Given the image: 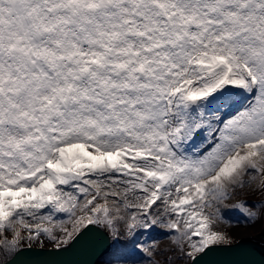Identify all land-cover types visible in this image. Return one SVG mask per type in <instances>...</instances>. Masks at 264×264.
Returning <instances> with one entry per match:
<instances>
[{
  "label": "snow or ice",
  "instance_id": "1",
  "mask_svg": "<svg viewBox=\"0 0 264 264\" xmlns=\"http://www.w3.org/2000/svg\"><path fill=\"white\" fill-rule=\"evenodd\" d=\"M238 194H264V0H0V264H198L222 210L264 219Z\"/></svg>",
  "mask_w": 264,
  "mask_h": 264
},
{
  "label": "water",
  "instance_id": "2",
  "mask_svg": "<svg viewBox=\"0 0 264 264\" xmlns=\"http://www.w3.org/2000/svg\"><path fill=\"white\" fill-rule=\"evenodd\" d=\"M233 240L231 246L208 253L198 264H264L263 242L247 236ZM111 248L110 241L86 250L74 245L67 251L33 245L21 251L13 264H98L111 253Z\"/></svg>",
  "mask_w": 264,
  "mask_h": 264
},
{
  "label": "rangeland",
  "instance_id": "3",
  "mask_svg": "<svg viewBox=\"0 0 264 264\" xmlns=\"http://www.w3.org/2000/svg\"><path fill=\"white\" fill-rule=\"evenodd\" d=\"M240 199H246V202L249 206H252L255 202L264 200V194H247V195H236L230 200L228 203L232 204ZM225 219L229 220L231 222V226L227 228H223L222 230L227 231L233 239L236 237V234L232 232V230L236 227H241L242 224L235 221L233 213H231L230 210L224 209L222 210ZM243 218V217H242ZM237 220V219H236ZM244 225V224H243ZM264 226V219L258 221L257 228L252 231L253 233L250 235L251 237H258L259 239L264 241V237L260 236L259 233L262 231V227ZM159 230V229H158ZM253 230V229H252ZM139 240H143L146 243H151L152 240H159L161 241L160 247H166L170 246L166 240H164V234L161 231H152L148 234H145L143 237L138 238ZM50 243L45 240L43 246L49 245ZM38 245V244H34ZM125 247H131V245L126 244L125 241H121L119 244L113 245V252L106 256L104 260L99 262L98 264H109L110 261H114L112 259H115L116 254L119 250L124 249ZM157 260L163 259L162 257L157 256ZM173 264H184V261L181 260H174Z\"/></svg>",
  "mask_w": 264,
  "mask_h": 264
},
{
  "label": "bare ground",
  "instance_id": "4",
  "mask_svg": "<svg viewBox=\"0 0 264 264\" xmlns=\"http://www.w3.org/2000/svg\"><path fill=\"white\" fill-rule=\"evenodd\" d=\"M231 213H233L232 216H234L235 221H237L238 223H241L242 226L241 227H236L232 230L233 233L236 234V237L234 239L239 238L240 236H247V237H251L250 235L253 233L252 231H254L255 228H257L258 225V221L253 223V224H248L245 222V220L242 218L241 213L237 212V211H231ZM237 219V220H236ZM244 224V225H243ZM253 229V230H252ZM155 231H160V230H155ZM45 246V245H44Z\"/></svg>",
  "mask_w": 264,
  "mask_h": 264
},
{
  "label": "flooded vegetation",
  "instance_id": "5",
  "mask_svg": "<svg viewBox=\"0 0 264 264\" xmlns=\"http://www.w3.org/2000/svg\"><path fill=\"white\" fill-rule=\"evenodd\" d=\"M261 230H262V231L259 233V235L264 237V226L262 227V229H261ZM253 238H255V239H257V240H259V241H261V242H263V243H264V241H263V240H261V239H259L258 237H253ZM46 246H52V245H51V244H49V245H46ZM112 260H115V259H112Z\"/></svg>",
  "mask_w": 264,
  "mask_h": 264
}]
</instances>
